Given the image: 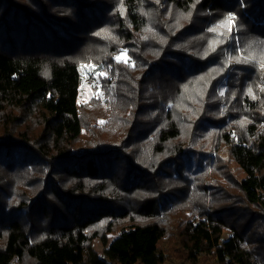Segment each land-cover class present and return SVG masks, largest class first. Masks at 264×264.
<instances>
[{"label":"trees","instance_id":"trees-1","mask_svg":"<svg viewBox=\"0 0 264 264\" xmlns=\"http://www.w3.org/2000/svg\"><path fill=\"white\" fill-rule=\"evenodd\" d=\"M105 24L147 66L85 107L120 101L114 145L84 120L74 55ZM261 25L264 0H0V264H166L172 228L190 264H264Z\"/></svg>","mask_w":264,"mask_h":264},{"label":"rangeland","instance_id":"rangeland-1","mask_svg":"<svg viewBox=\"0 0 264 264\" xmlns=\"http://www.w3.org/2000/svg\"><path fill=\"white\" fill-rule=\"evenodd\" d=\"M122 2L123 0H117ZM238 3L234 2L233 6H228L230 12H228V16L226 20L222 22L221 26L223 30H232L237 27L236 16L234 13L242 14L243 11L240 12L236 10ZM171 16V15H170ZM190 14H183L179 12H175L174 20H179L185 22H189ZM178 22V21H177ZM259 29V30H258ZM256 29L261 35L262 31H264V26L262 25ZM98 32V31H97ZM94 32V34H90L87 38L85 35L81 41L77 43V52L74 54L76 58L82 60L80 65V74H81V83L79 88V97L78 103L82 109H84L85 121L90 122L88 124L94 125V127L98 128V132L100 137L105 141L106 145H114L116 142L111 141L107 142L114 137V135L118 132L119 129L114 130L111 134L110 127L114 125L116 120L112 117H116V114L119 112V102L116 98V103L113 107V114L111 116H92L91 114H87L85 111V107H87V103L95 97H98L101 101L104 100L105 93V78H113L116 75L121 74V72L125 71V69L134 66L133 69H137V71L143 72L146 69V63L142 60V55L139 53L140 66L137 62H134V56H137V50H133V47L123 46V43L116 46L117 52H113V45L117 41V36L114 34V31L105 24L104 28L100 32ZM158 31H151V25L149 24L147 28H145L143 35L141 38L145 36H151L155 41L161 40L162 35L157 33ZM98 36H102V41L100 42ZM252 38L249 37L246 39V45H248L249 52L253 57L251 59L258 60L264 63V39L261 38ZM262 42V44L260 42ZM261 55V58H258ZM131 60H129L127 57ZM257 56V57H256ZM99 65V66H97ZM264 65V64H263ZM136 71V72H137ZM211 74H202L196 80H194V84L191 86L197 91V94H202L206 88L202 89L203 83L209 81ZM211 85V84H210ZM210 85L208 84L207 89H210ZM221 86L217 87V91ZM202 89V91H200ZM221 93V90H219ZM97 111V110H96ZM90 138L91 136H86ZM191 173V172H189ZM179 198H176L174 202H178ZM170 204L166 202V206ZM188 210V209H187ZM185 211L183 213V217L190 218L191 213L190 210ZM176 231L172 228L170 231V235L163 241L165 248V259L166 264H190L184 260V255L179 244H175L178 242ZM230 236V233L225 231L224 238L227 239ZM115 235L110 233L107 235L109 242L113 240ZM92 246L97 255L105 260L104 250L106 247L101 243L100 240H94L92 242Z\"/></svg>","mask_w":264,"mask_h":264}]
</instances>
